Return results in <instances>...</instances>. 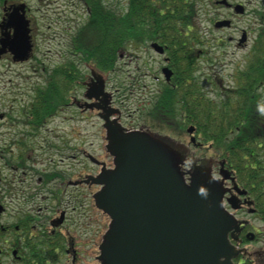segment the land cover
I'll list each match as a JSON object with an SVG mask.
<instances>
[{
  "label": "flooded vegetation",
  "instance_id": "obj_1",
  "mask_svg": "<svg viewBox=\"0 0 264 264\" xmlns=\"http://www.w3.org/2000/svg\"><path fill=\"white\" fill-rule=\"evenodd\" d=\"M66 1L0 0V264H100L108 217L94 205L99 186L92 177L112 163L93 155L81 136L99 128L76 121L94 116L103 131V31L92 40L95 33L83 29L90 21L85 0H77L85 7L80 23L76 1ZM248 34L242 44L231 36L228 41L246 47ZM251 72L247 66L237 74L239 90L213 80L219 91L216 101L211 97L214 114L203 111L209 97L198 88L199 123L183 139L193 151L184 169L193 157L197 166L209 164L208 174L223 189L234 264H264V65L254 83ZM119 92L112 91L111 104L120 121L125 106ZM186 127L177 129L187 133Z\"/></svg>",
  "mask_w": 264,
  "mask_h": 264
},
{
  "label": "water",
  "instance_id": "obj_2",
  "mask_svg": "<svg viewBox=\"0 0 264 264\" xmlns=\"http://www.w3.org/2000/svg\"><path fill=\"white\" fill-rule=\"evenodd\" d=\"M234 9L242 12L240 5ZM162 72L168 80L170 70ZM109 97L103 92V127L114 167L92 179L102 185L95 205L110 218L100 245L102 264H233L237 251L227 239L233 221L222 207L220 186L196 168L186 182L181 146L147 130H125L109 118L117 112Z\"/></svg>",
  "mask_w": 264,
  "mask_h": 264
},
{
  "label": "rangeland",
  "instance_id": "obj_3",
  "mask_svg": "<svg viewBox=\"0 0 264 264\" xmlns=\"http://www.w3.org/2000/svg\"><path fill=\"white\" fill-rule=\"evenodd\" d=\"M74 1H76L77 6V23H80L85 18L83 15L85 7L82 3H78L77 0ZM200 1L202 7L196 21L198 35L201 36L203 45L196 46L195 49L203 48L204 53H198V58L194 62L195 71L192 75L197 80L199 88L204 87V82L206 81L204 92L209 98L213 97L214 101H216L219 91H214V88L217 87V84L213 82L214 79H222L225 87H236V79L239 72L258 60L264 63L263 51L254 52V50H259L257 44L260 39L256 38L257 29L260 26L258 12L264 17V0H228L229 2L243 4L245 10L239 15L234 14L232 11H227L222 5L215 4V0ZM60 2H63L62 4L67 3L66 0H60ZM104 2L112 8L119 7L123 11L126 9V0H104ZM63 8L67 10V7ZM62 15L66 18L68 17L67 13ZM221 18L231 19V27L216 29L213 23ZM241 30H246L249 33V43L246 47H237L234 41H228L229 36L234 39L239 38ZM218 38H221V41L218 42L219 46L215 43ZM45 47L43 44L41 50L45 51ZM122 52L123 57L119 60L115 73L108 75L103 73L107 91L112 93V91L120 89V97L118 95V99H122L125 106V113L122 115L120 122L124 125H129V123L134 125H152L151 129L168 135L182 149L188 147L183 141V139L188 138L187 133L185 131L180 132L174 125L176 123L171 122V127L165 128L157 123L158 121L152 124L147 117L152 104V102L149 101L148 103L147 101L148 97H150V93H147V90L151 91L152 89L160 88V84H154L153 77L154 74H157L162 78L160 72V68L163 65L162 56L157 55L149 47L141 46V44H134L128 50ZM131 82L136 84L133 85ZM142 89H145L146 92H143ZM123 93L127 94L126 98L122 95ZM154 93L156 94V92ZM153 99L155 101L157 97ZM82 122L76 121V126L85 125L99 128L98 132H92L90 135H81L84 138L83 140H85L86 147L99 159L103 157V159L107 158L108 160L110 157L106 154L104 148V131L102 132L100 129L99 120L93 116V118L83 124H81ZM90 143L91 145H89ZM189 151L193 152L190 148Z\"/></svg>",
  "mask_w": 264,
  "mask_h": 264
},
{
  "label": "trees",
  "instance_id": "obj_4",
  "mask_svg": "<svg viewBox=\"0 0 264 264\" xmlns=\"http://www.w3.org/2000/svg\"><path fill=\"white\" fill-rule=\"evenodd\" d=\"M201 7L200 0H126L124 11L110 7L104 0L103 5L94 3L87 26H91L98 40L103 31L104 71L115 68L120 51L128 50L140 41H158L165 46L175 86L164 84L155 101L152 113L161 121L181 124L184 111L188 113L189 121L198 122L196 86H186L187 98L183 96V72L192 69L199 39L196 18ZM258 19L262 21L259 30L264 36V17L259 12Z\"/></svg>",
  "mask_w": 264,
  "mask_h": 264
},
{
  "label": "bare ground",
  "instance_id": "obj_5",
  "mask_svg": "<svg viewBox=\"0 0 264 264\" xmlns=\"http://www.w3.org/2000/svg\"><path fill=\"white\" fill-rule=\"evenodd\" d=\"M49 86H51V84H49Z\"/></svg>",
  "mask_w": 264,
  "mask_h": 264
}]
</instances>
